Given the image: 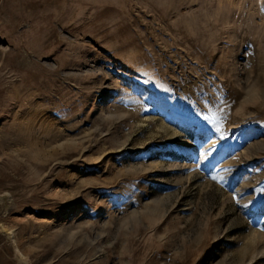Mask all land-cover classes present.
Masks as SVG:
<instances>
[{
	"label": "rangeland",
	"instance_id": "374dc122",
	"mask_svg": "<svg viewBox=\"0 0 264 264\" xmlns=\"http://www.w3.org/2000/svg\"><path fill=\"white\" fill-rule=\"evenodd\" d=\"M2 194L0 264H264V0H0Z\"/></svg>",
	"mask_w": 264,
	"mask_h": 264
},
{
	"label": "bare ground",
	"instance_id": "6f19581e",
	"mask_svg": "<svg viewBox=\"0 0 264 264\" xmlns=\"http://www.w3.org/2000/svg\"><path fill=\"white\" fill-rule=\"evenodd\" d=\"M32 1H35V0H31V3ZM27 2H25L24 4H26ZM29 3V2H28ZM18 8V7H17ZM20 9V7H19ZM8 199V196L6 194H2L0 196V201H6ZM5 206V205H4ZM3 206V209H2V212H6L7 211V208H5ZM1 229L6 233L7 237L11 239L12 243H13V247H14V250H15V255L17 256V258L20 260L21 264H25L26 263V257L24 256V254H22L20 252V250L17 248V245L15 244V240L13 239V235L12 232H10L7 228H5L3 225L1 226Z\"/></svg>",
	"mask_w": 264,
	"mask_h": 264
},
{
	"label": "snow or ice",
	"instance_id": "6c2138e0",
	"mask_svg": "<svg viewBox=\"0 0 264 264\" xmlns=\"http://www.w3.org/2000/svg\"><path fill=\"white\" fill-rule=\"evenodd\" d=\"M203 119H204L205 121L210 122V124H212V125H216V127H215V131H216V132H221V129H220V127L218 126V125H219V120H218V119L213 118L212 116H204ZM213 179H216V178L213 177Z\"/></svg>",
	"mask_w": 264,
	"mask_h": 264
}]
</instances>
